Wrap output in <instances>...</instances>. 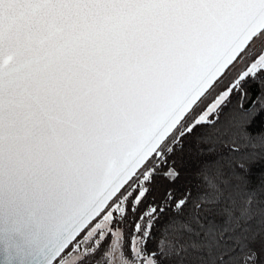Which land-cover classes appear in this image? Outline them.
Here are the masks:
<instances>
[{
	"label": "snow or ice",
	"instance_id": "snow-or-ice-1",
	"mask_svg": "<svg viewBox=\"0 0 264 264\" xmlns=\"http://www.w3.org/2000/svg\"><path fill=\"white\" fill-rule=\"evenodd\" d=\"M260 117L264 0H0V264H93L106 236L95 264H261L258 233L218 251L254 192L209 218Z\"/></svg>",
	"mask_w": 264,
	"mask_h": 264
},
{
	"label": "trees",
	"instance_id": "trees-1",
	"mask_svg": "<svg viewBox=\"0 0 264 264\" xmlns=\"http://www.w3.org/2000/svg\"><path fill=\"white\" fill-rule=\"evenodd\" d=\"M253 95L258 91V86L255 84L249 85ZM237 103V98L233 96L232 105ZM221 129L226 128V125L221 124ZM251 134V139L247 141H238L240 145V151L236 153H224L227 159L223 161L224 170L227 173L229 171L228 165L232 167L243 161L248 167L249 171L245 174L239 168L236 169L241 176H245L244 180H232L228 185L225 194V200L221 206H218L214 211L209 214L210 219H216L218 223H223V217L219 215L220 208L224 206L232 207L235 215L239 216L240 210L245 207V201L249 193H255V199L251 209V218L240 219L239 225L235 223L233 227L234 231L226 233L224 241H222V247L218 251H229L232 255L237 253H231V249L236 245V241L243 237H252L254 234H259L256 237V242L253 247L260 253L261 264H264V117L257 118L248 128ZM230 135V134H229ZM190 148L189 155L186 157L187 165L185 169L184 179L178 185L180 190H183L185 186L191 187L193 195L202 190L200 180L196 176V172L202 162V157H198L196 154L194 144L188 146ZM210 159V158H209ZM234 201V204L230 203ZM99 219V218H98ZM131 219L128 222L125 230L127 242L130 243L131 239ZM149 249L155 247V241H150L148 244ZM202 253H193L184 262V264H208V257H204L202 260L200 257Z\"/></svg>",
	"mask_w": 264,
	"mask_h": 264
},
{
	"label": "rangeland",
	"instance_id": "rangeland-1",
	"mask_svg": "<svg viewBox=\"0 0 264 264\" xmlns=\"http://www.w3.org/2000/svg\"><path fill=\"white\" fill-rule=\"evenodd\" d=\"M105 227H106V225H105ZM126 228H127V226H124V232H125ZM112 239H113L112 236H106L103 239L100 248L95 253V260L93 261V264H95V261L96 260H103V258H104V252L108 249V246L112 242ZM131 249H132L131 239H130V243L127 242V238H126V235H125V239H124V251L127 253L129 259L132 258V250ZM114 264H115V262H114Z\"/></svg>",
	"mask_w": 264,
	"mask_h": 264
}]
</instances>
